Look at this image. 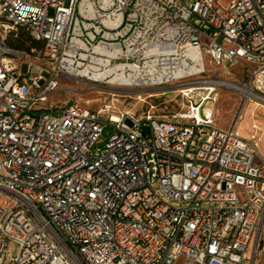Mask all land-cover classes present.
I'll use <instances>...</instances> for the list:
<instances>
[{
	"label": "built area",
	"instance_id": "built-area-1",
	"mask_svg": "<svg viewBox=\"0 0 264 264\" xmlns=\"http://www.w3.org/2000/svg\"><path fill=\"white\" fill-rule=\"evenodd\" d=\"M19 26L49 67L7 44ZM61 74L239 99L228 126L204 87L183 116L114 119L52 100ZM259 108L264 0H0V264L11 243L14 264H264Z\"/></svg>",
	"mask_w": 264,
	"mask_h": 264
},
{
	"label": "rangeland",
	"instance_id": "rangeland-1",
	"mask_svg": "<svg viewBox=\"0 0 264 264\" xmlns=\"http://www.w3.org/2000/svg\"><path fill=\"white\" fill-rule=\"evenodd\" d=\"M231 1L221 0L224 6H227ZM17 32L18 28L12 30L10 34L15 35ZM30 56L36 63L44 67L50 66V63L42 57L41 49L36 48L34 54ZM57 81L58 88L52 94V100L69 104L76 103L93 111H101L106 115H117L127 111L136 116H143L150 112L155 116L171 119L187 114L190 110V102L199 100L202 95L206 94L203 88L206 79H196L193 83L185 85L175 82L164 88L152 89L120 85L118 82L94 83L87 79H76L68 74L59 75ZM191 88L194 89L191 90ZM182 90L186 91L188 96L182 94ZM238 99L233 88L218 86L208 102L204 103L202 110L210 109L217 124L228 126L233 122ZM254 121L259 126H263L264 109H257ZM246 131V128L243 129V132ZM9 248L11 253L5 259L4 264H14L11 256L16 255L19 251V247L15 243H11Z\"/></svg>",
	"mask_w": 264,
	"mask_h": 264
},
{
	"label": "trees",
	"instance_id": "trees-1",
	"mask_svg": "<svg viewBox=\"0 0 264 264\" xmlns=\"http://www.w3.org/2000/svg\"><path fill=\"white\" fill-rule=\"evenodd\" d=\"M7 44L14 50L25 51V53L32 55L36 48H43L44 41L33 38L26 26H19L15 35H8Z\"/></svg>",
	"mask_w": 264,
	"mask_h": 264
},
{
	"label": "bare ground",
	"instance_id": "bare-ground-1",
	"mask_svg": "<svg viewBox=\"0 0 264 264\" xmlns=\"http://www.w3.org/2000/svg\"><path fill=\"white\" fill-rule=\"evenodd\" d=\"M110 82H115V79H112ZM118 84L122 85V83H119V82H118ZM204 88L211 89L210 95L206 97L209 100L211 98V95L215 92L216 88L214 86H207V87H204ZM193 89L194 88H191V90H193ZM207 99H206V101L204 103L208 102ZM194 107H196V106H194ZM207 111H211V110L208 109ZM197 115H198V117H200V115L198 113H197ZM113 117H114V119H117V115H113Z\"/></svg>",
	"mask_w": 264,
	"mask_h": 264
}]
</instances>
